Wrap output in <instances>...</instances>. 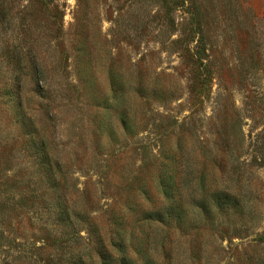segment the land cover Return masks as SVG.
Segmentation results:
<instances>
[{"label": "rangeland", "instance_id": "374dc122", "mask_svg": "<svg viewBox=\"0 0 264 264\" xmlns=\"http://www.w3.org/2000/svg\"><path fill=\"white\" fill-rule=\"evenodd\" d=\"M0 264H264V0H0Z\"/></svg>", "mask_w": 264, "mask_h": 264}]
</instances>
